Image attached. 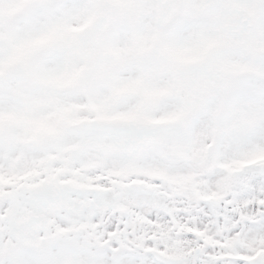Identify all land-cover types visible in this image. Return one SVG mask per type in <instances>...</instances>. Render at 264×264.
<instances>
[{"label":"snow or ice","instance_id":"6c2138e0","mask_svg":"<svg viewBox=\"0 0 264 264\" xmlns=\"http://www.w3.org/2000/svg\"><path fill=\"white\" fill-rule=\"evenodd\" d=\"M0 264H264V0H0Z\"/></svg>","mask_w":264,"mask_h":264}]
</instances>
